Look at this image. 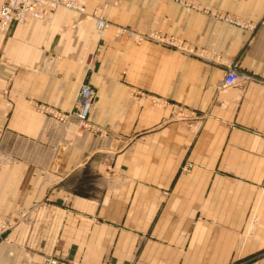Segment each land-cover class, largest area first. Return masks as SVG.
I'll list each match as a JSON object with an SVG mask.
<instances>
[{"label":"crops","instance_id":"crops-1","mask_svg":"<svg viewBox=\"0 0 264 264\" xmlns=\"http://www.w3.org/2000/svg\"><path fill=\"white\" fill-rule=\"evenodd\" d=\"M117 26L254 80L220 90L225 65ZM83 82L76 131L52 113ZM49 261L264 264V0H90L0 32V264Z\"/></svg>","mask_w":264,"mask_h":264},{"label":"built area","instance_id":"built-area-1","mask_svg":"<svg viewBox=\"0 0 264 264\" xmlns=\"http://www.w3.org/2000/svg\"><path fill=\"white\" fill-rule=\"evenodd\" d=\"M90 0H4L0 7V32H5L11 22L24 24L31 19L46 20L54 14L59 8H66L71 11H76L86 15L87 4ZM109 0H104V8L107 6ZM94 26L96 33L102 37L106 29L109 27V21L100 14L94 15ZM225 20L230 23L232 27H241L253 30L256 25L245 22L237 18L225 17ZM116 34L125 36L133 42H140L149 40L161 44L166 47L173 48L184 55L194 56L203 61L210 63L225 65L215 54L206 49L198 50L189 43L179 40L175 37L163 35L159 32L140 33L130 30L127 27L117 26ZM226 72L220 90L229 87L244 85L254 78L244 72L238 70L237 65L227 64ZM96 91L93 86L87 82L80 84L75 95L73 109L69 113L51 112L52 115L61 123L73 130H81L87 128L88 116L94 107ZM174 115L184 116V109L179 106H174ZM191 114V112H190ZM193 115V113H192ZM179 117V116H178ZM48 264H57L56 261H49Z\"/></svg>","mask_w":264,"mask_h":264},{"label":"rangeland","instance_id":"rangeland-1","mask_svg":"<svg viewBox=\"0 0 264 264\" xmlns=\"http://www.w3.org/2000/svg\"><path fill=\"white\" fill-rule=\"evenodd\" d=\"M107 2H109V1H107ZM66 9V8H65ZM86 12H87V10H86ZM101 16H103L104 18H105V16L101 13L100 14ZM89 16V15H88ZM91 18L93 19V24H94V20H95V16L94 15H92L91 16ZM95 27V26H94ZM96 30V29H95ZM105 34V33H104ZM103 34V35H104ZM99 37V36H98ZM133 42V41H132ZM181 119H183V118H181ZM191 168H192V165H184L183 167H182V171H184V172H187V171H189V170H191Z\"/></svg>","mask_w":264,"mask_h":264},{"label":"bare ground","instance_id":"bare-ground-1","mask_svg":"<svg viewBox=\"0 0 264 264\" xmlns=\"http://www.w3.org/2000/svg\"><path fill=\"white\" fill-rule=\"evenodd\" d=\"M39 20V19H38ZM29 21V20H28ZM154 44V43H153Z\"/></svg>","mask_w":264,"mask_h":264}]
</instances>
